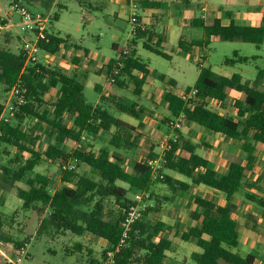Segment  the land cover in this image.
I'll use <instances>...</instances> for the list:
<instances>
[{
  "label": "trees",
  "instance_id": "16d2710c",
  "mask_svg": "<svg viewBox=\"0 0 264 264\" xmlns=\"http://www.w3.org/2000/svg\"><path fill=\"white\" fill-rule=\"evenodd\" d=\"M23 1L31 4L34 0ZM55 1L42 0L41 7L49 10ZM77 1L83 5L87 0L83 3L81 0ZM134 2L145 8H160L161 5L153 0ZM62 10L60 5L51 25L60 20ZM203 28L204 38L196 41L191 38V28L183 27L179 48L190 53L195 47H209L218 41L240 40L257 47L264 42V27H242L235 24L226 26L217 20L211 26L203 25ZM138 41H143L144 49L168 58L163 51L164 38L137 23L134 39L129 44V53H122L120 57L123 64L118 75H113L118 59H112L108 64L106 89L103 92L102 87L96 88L100 94V104L97 106L86 102L84 84L75 77L42 64L26 67L23 52L14 53L8 47L0 46V84L10 91L20 83L24 99L17 112V125L7 124L2 127L0 144L16 147L21 158L17 157L9 165L2 166L1 186L13 190L23 201L25 210H36L43 218L38 229L39 235L49 233L65 236L70 233L82 238L88 234L104 240L108 244V249L103 254L107 264H173L167 262V259L174 242L170 238L166 223L160 219H150L152 207L145 211L142 220L132 225L128 237L124 238L125 229L121 223L123 214L107 219L105 201L114 198L116 204L126 210L134 204V198L128 196L129 190L135 195L147 193L151 199L155 184L166 185L174 195L188 193L193 186L205 185L224 193L228 203L222 206L207 198L193 197L198 210L192 212V219L198 224L183 232L181 240L192 242L201 249V252L192 254L194 263L258 264L259 260L264 261V253L254 252L243 256L234 251L239 246L241 224L233 216L237 208L233 202L236 193L241 188L256 186L255 182L246 180V175L253 170L256 145H264V92L260 88L264 69L259 70L256 79L250 83L243 82L240 74L227 78L209 67L201 68L194 86L198 90L197 97L189 103L172 91L166 92L165 101L173 117L183 115L184 126L195 123L228 139L241 141L245 158L244 161H230L226 171L221 172L209 160L197 154L198 145L180 137L177 141L168 143L164 170L176 172L188 181L176 179L166 173H163V179L154 180L153 172L148 166V161L158 156L153 149L143 151L146 160L143 163L136 162L133 172H128L122 160L115 157L112 147L120 149L123 144L126 147L132 144L121 133H112V129H134L116 118L105 105L107 101L114 102L118 112L139 118V102L118 93L128 83H132L133 95L139 98L146 78L156 74L138 56L135 48ZM67 42V38L50 30L40 47L43 52L56 55ZM234 56L235 58H226L224 64L233 66L250 60L247 57H238V53ZM157 77L163 82L167 78L161 74ZM169 82L172 84L174 81ZM232 90L241 93L242 97L232 99ZM47 94L55 95L56 100L48 102ZM206 99L216 100L220 104L232 102L237 109L238 120L210 109ZM3 108L0 104V114ZM30 118L37 120V123L33 129H24V123ZM36 126L41 127L42 133ZM107 134H112L110 143L98 152H94L88 142L83 141V136L104 139ZM44 138L48 139V144L43 151L38 145ZM69 142L73 146H81L69 151L66 146ZM43 158L60 164L62 186L56 187L55 181L46 175L36 173L32 176ZM74 161L92 169L97 178L79 175L69 169V164ZM22 181L26 184L25 188L17 186ZM120 183L127 185L128 189ZM250 201L264 215V195H252ZM1 228L0 220V231ZM261 240L264 243V236ZM4 242L8 243L9 240ZM15 244L19 249L24 247L23 243ZM108 254L113 255L111 260H108Z\"/></svg>",
  "mask_w": 264,
  "mask_h": 264
},
{
  "label": "rangeland",
  "instance_id": "374dc122",
  "mask_svg": "<svg viewBox=\"0 0 264 264\" xmlns=\"http://www.w3.org/2000/svg\"><path fill=\"white\" fill-rule=\"evenodd\" d=\"M83 1L81 0L82 3ZM41 2L42 0H34L30 4L28 1H23L25 6L31 11L44 12L45 9L41 7ZM55 3L57 4L55 11L59 9L60 5L64 9L60 20L55 22L53 26L51 25V30L63 38H69V42L71 41L79 46V55H82L85 49L97 52L101 57L100 62H105V68L107 67V60L117 55L113 46L116 44L120 49H126L134 38L132 33L133 25L129 18L133 12L131 7L127 8L126 14L120 12L118 14V11H112L110 6H106L103 0H87L83 5L76 0H56ZM259 6L263 9L264 2L260 3ZM0 15H2L0 17V25L5 26L8 23L6 15H10L11 21L14 24L11 30L0 28V46H6L11 51L20 53L24 38L33 39L34 36L25 32L19 25L20 16L11 10L9 0H0ZM137 48L138 55L142 61L148 64L155 73L164 74L176 80L177 85L174 90L178 94H182L187 88L194 86L196 76L203 65L205 67H211L219 74L240 73L247 81L255 80L258 71L264 69V44L257 47L254 44L245 43L240 40L213 42L208 49L207 56L202 58L199 64L194 58L195 56L198 57L200 50L198 51L196 49L192 52L191 56L181 52L177 42L165 47L164 51L168 55V58L145 50L142 47L141 41H139ZM236 52L241 57L250 58L249 64H238L234 68L223 66L226 58H235L234 54ZM76 57L74 49L69 45L65 50L55 56L51 60V63H48L42 56L40 64L45 67L49 66L51 69L60 70L68 75H73L76 73L74 67L76 63L74 59ZM99 66L100 68L103 67L101 65ZM103 81L104 79L93 76L84 83V97L88 104L92 106L98 104L100 94L95 90V85L97 83H103ZM132 89L130 87L128 90H123L121 94L129 100H133L135 97ZM8 99L9 91H7L4 85L0 84V104L4 107ZM52 100L53 98L50 96L48 102H52ZM105 105L112 114L118 117L125 116L136 120L133 117L119 113L114 102L107 101ZM212 108L219 109L214 105ZM160 116V125L157 129L165 130L167 127V120L164 118L165 108L161 111ZM36 123L37 120L30 118L24 123L23 128L33 129ZM11 124L17 125L16 119ZM36 127L42 133L41 127ZM205 131L208 134L213 133L206 129ZM194 133L199 143L205 139V135H200L197 131ZM124 134L125 136L128 135L126 132ZM142 135V138L137 142L138 146L135 145L133 150L115 149V154L122 157L124 167L129 172H133L135 162L145 159L143 151L147 146V142H156L158 145L161 142L162 137L159 133L155 135L149 133L148 136L146 133H143ZM108 138L110 139V136ZM109 139L105 141L97 140L96 142L91 140L90 145L93 151L98 152L102 145H108ZM220 139L222 140L223 138L220 137L216 141ZM47 144L48 139L44 138L38 145V148L44 151L47 148ZM66 146L69 151L74 148L71 142L67 143ZM233 149L237 150L235 153L232 152V154L220 149L218 150V155L223 160L244 161V152L239 154V149L235 145ZM198 153L204 155V152L200 150ZM17 157L21 158V153L16 147L0 144V220L2 221L0 247L7 249L5 251L14 259L16 264H107L103 258V254L108 249V244L104 240L94 238L88 234L82 238L70 233L65 236H55L49 233L38 234V229L43 218L38 215L36 210H25L23 208V201L17 195L13 194L14 191L1 186L2 166L9 165L10 161ZM70 164L72 165L73 162ZM36 173L51 177L55 181L56 187L62 186L59 163H51L43 158L35 168L32 176ZM75 173L91 176L95 179L97 178L95 172L85 165H78ZM167 173L187 180L184 176L176 172L167 171ZM250 175L252 181L256 183V186L252 189L239 190L235 198L237 205L235 214L241 222V229L243 230L240 237L241 244L234 251L242 255H246L249 252H257V250L264 253V250L261 249L262 245H260L263 242H260L259 237L264 236V215L259 210V207L250 201L251 195L258 197L264 195V153L262 152V148L257 151V168L254 174ZM120 185L128 189L127 185L123 183H120ZM17 186L25 188L26 184L22 181L17 183ZM193 193L216 202L225 201L223 194L211 190L206 186L193 188ZM128 196L133 199L135 193L129 190ZM190 199V195L184 197L179 196V194L174 195L166 185L161 183L155 184L153 187V196H151L150 202L152 203L151 207L153 211L150 214V219H160L166 223L168 231L170 232V238L174 242L172 250L168 253L167 262L173 264H195L192 260V254L195 251L201 252V249L194 243L184 242L180 237V234L190 229L193 224L189 214L190 209L194 205ZM105 205L107 219L120 217L124 213V210L116 204L114 198L107 199ZM4 240H9V243L4 242ZM16 242L23 243L24 250L17 248ZM112 257L113 255L108 254V260H111ZM0 262V264H8L5 263V259L1 256Z\"/></svg>",
  "mask_w": 264,
  "mask_h": 264
},
{
  "label": "crops",
  "instance_id": "0c3cea01",
  "mask_svg": "<svg viewBox=\"0 0 264 264\" xmlns=\"http://www.w3.org/2000/svg\"><path fill=\"white\" fill-rule=\"evenodd\" d=\"M103 1L105 2L106 6H110L112 8V11H118V14H119V12L122 14H126L127 8L131 7L133 9V12L129 16V18H130V21L133 25V31H132L133 35H134L135 28L137 26V23L140 24V26H142V27H146V28L152 30V32L155 35L162 36L164 38V42L162 44L163 51H164L166 46L173 45L176 42L178 43V48H179V40L181 37L183 27H190L191 28V38L193 40H196V41L202 40L204 38L205 33H204L203 25L211 26L217 20L222 22V24L226 25V26L230 25V24H235L237 26H242V27H264V8L261 9L259 6V4L263 3L264 0H257L258 4H257V1L255 3V0H188V1H185V0H153V1H157V2L161 3L160 8H145L141 5L135 4L134 0H103ZM9 4H10V2H9ZM56 6H57V4L54 3V5L51 8H53L55 11ZM114 9H118V10H114ZM62 11H61V14H62ZM1 16L2 15H0V17ZM6 16H7L8 23L5 26L0 25V28L1 29L5 28L7 30H11V28L14 26V24L11 21L10 15H6ZM50 30H51V28H50ZM67 39H69V38H67ZM141 42H142V47H143V41H141ZM138 44H139V41L137 42V45L135 46L137 52H138V48H137ZM263 44H264V42H263ZM22 45H23V43H22ZM69 45L71 46L72 49H74V54H75V56H77L74 59V61L76 62L74 65V67L76 69V73H74L73 75H69V76L75 77L78 81H80L83 84L86 81L90 80L93 76L100 77L101 79H104V81H103V83H97L95 85V90L98 87H102L103 92L106 89V86L108 84L107 69H108L109 62L112 59H120L124 50H130L129 45L127 46L126 49H120L115 44L113 46V49L115 50L117 55L115 57L109 58V60H107L108 61L107 67L105 68V66H104L105 62H102V63L100 62L101 57H100V55H98L97 52H95V51L93 52V51H90L88 49H85L84 53L82 55H79L78 54L79 46H77L76 44H74L71 41L69 42V40L63 46L61 51L65 50L66 47ZM209 47H204V48L195 47V48H193V50L190 53H186V52L182 51L180 48H179V50L181 52L189 54V55H191L192 52H194L196 49L198 51L200 50L198 57L195 56V58H194V60L198 61V64H199L201 59L205 58L207 56ZM20 52H22V46H21ZM14 53H17V52H14ZM164 53H165V51H164ZM58 54L49 55V63H51V60L55 56H57ZM238 57H241V56H239V54H238ZM249 61L247 63H245V65L249 64ZM99 65H101L103 67L100 68ZM236 65H238V64H235L233 66H227L223 63V66L231 67V68H234ZM240 65H243V64H240ZM148 67H149V65H148ZM204 67L205 66L203 65L201 68H204ZM209 68H211V67H209ZM149 69H151V68L149 67ZM261 70H263V69H261ZM103 71L106 73H104ZM99 72H102V73H99ZM136 74H138V73L136 72ZM217 74H219V73H217ZM234 74H240V73H234ZM234 74H222L221 73L219 75L227 77V78H231ZM157 75H160V74L156 73V74H153V75L148 76L146 78V83L143 86V92H142L141 97L136 98L134 96L135 99H133V100L138 101L139 105H140L139 118L133 117V116L126 114V113H121V114L128 115L130 117L135 118L136 120H133V119H131L129 117H125V116H119L118 117V116L113 114L116 118H118L119 120L128 124L129 126L133 127V129H134L132 131L127 130V129L126 130H117L115 128L112 129V133H114V132L121 133L122 137L124 139H129L130 143L132 144V146H129V147H126L125 144H123L122 148H120L118 150H121V149L133 150L135 145H137V142H139V140L142 138L143 133H146L147 136L149 133L151 135H155L156 133H159L162 138L165 135H169L171 137L177 136V140L180 139V137H183L184 139L190 140L194 144L198 145L197 154L200 155L198 153L199 150L204 152V155H200V156L209 160L215 169H217L221 172L226 171V169L228 168L229 162L231 160H229V159L223 160L222 158H220V156L218 155V152H219L218 150L223 149L225 152L232 154V152L235 153L237 150V149H233V146L235 145L239 149V154H240L241 152H243V143L241 141H235L232 139H228L226 136H224L220 133H214L213 132L212 134H208L203 127H201L200 125L195 124V123H191V124H188L186 126L183 125L182 129L178 130V131H173L172 128L169 126L170 122L175 120L178 117H173L169 111L168 104L165 101L166 92L172 91L174 94H177V95L183 97V95L185 93H188L192 89H194V86H195V84L199 78L200 72L196 76V79L194 81V86L187 88L185 90V92L182 94H178L174 90L175 86L177 85V82L175 79L170 78V77L165 75L167 78H166V81L163 82L157 77ZM161 75H164V74H161ZM242 78H243V76H242ZM169 81H174V82H172V84H171ZM253 81L254 80L247 81L243 78V82L252 83ZM130 87L133 88L132 89V91H133L134 85L132 83H128V86L124 90H126V89L128 90ZM84 88H85V85H84ZM260 88L264 92V79L262 81ZM121 91H123V90H119L118 93L121 94ZM50 96L53 98L52 101L56 100L55 95L47 94L46 95L47 101H48ZM230 96L232 99H240L242 97V94L235 91V90H232L230 92ZM205 102L208 103L210 109L217 111L221 114H227L230 118H232L234 120H238L237 109L234 108L232 102H228L226 104H220L218 101L211 100V99H206ZM99 104H100V97H99V101H98L97 105H99ZM213 105L219 109L212 108ZM164 108H165L164 118L167 120V127L165 130H161V129L158 130L157 128L160 125V120H161L160 114H161V111L164 110ZM151 117H153V118L151 119ZM182 119H184L183 115H182ZM195 131L199 132L200 135H205V139H203L200 143L197 140V138L195 137V133H194ZM125 132L128 133L127 136H125V134H124ZM111 135L112 134L105 135L106 138H104V139H98V138L89 139V138H87V137L85 138V136H83V141H85V143L88 142V144L90 145L91 140L94 142H96L97 140L105 141V140L109 139L108 138L109 136L111 139ZM220 137L223 139L216 141V139H218ZM162 138H161V140H162ZM110 139H109V143H110ZM154 144H156V142H147V146H146V148H144V150L148 151V150L153 149L154 153L159 154V152H160L159 145H158V143L156 145H154ZM80 146H81V144H77L76 146H74V148H78ZM103 146L104 145H102L101 148ZM90 147H91V145H90ZM260 148H262V152L264 153V145L263 144H257L256 145V151H255V155H256L255 164H254L253 170L248 172L246 175L247 181L254 182V181H252V179H251L252 177L250 174L253 175L256 168H257V151ZM91 149H93V148L91 147ZM112 149H113V153H114L115 157L120 158L123 162L122 157L115 154V149H117V148L112 147ZM144 158L145 159L143 161H138V162H140V163L145 162L146 157L144 156ZM79 165H83V164H79ZM123 166H124V162H123ZM163 173H166V174L172 176L171 174L167 173V171H165V170H163ZM172 177L179 179V180H183L182 178H180L178 176H172ZM183 181H188V180H183ZM200 186H205V185H200ZM200 186H193L188 193L179 194V196H183V197L188 196V195L191 196L190 200L192 201V203L194 205V207L190 209L191 211L189 214V217L193 221V224L191 225V227L198 224V222H196L192 219V212L198 210L197 205L193 201V197L200 196L196 193H193V188H197ZM208 188H210V187H208ZM210 189L214 190L212 188H210ZM241 189H252V188L245 187V188H241ZM214 191H216V190H214ZM216 192L221 193L225 196V201L217 202V203L222 205V206L227 205L228 201L226 199V195L222 192H219V191H216ZM13 194H15V193H13ZM200 197H203V196H200ZM235 198H236V195L233 199V202L236 204ZM150 202H151V199H150V195H149V202L148 203L151 207L152 203H150ZM233 216L238 219L235 212H234ZM238 221H239V219H238ZM240 224H241V222H240ZM188 230H186V231H188ZM242 230L243 229H240L239 245L241 244V238L240 237H241ZM183 232H185V231H183ZM181 234H180V237H181ZM262 236H259L260 242H263L261 240ZM260 245H262L261 249L264 250V243L263 244L260 243ZM7 246H8V244H7ZM20 249L24 250V247H22ZM5 250H7V249H5L4 247L3 248L0 247V256L5 259V261H6L5 263L16 264L14 259H12L7 254V252ZM195 252H198V251H195ZM257 252L261 253V251H259V250H257ZM249 253H254V252H249ZM243 256H245V255H243ZM258 264H264V261L259 260Z\"/></svg>",
  "mask_w": 264,
  "mask_h": 264
},
{
  "label": "built area",
  "instance_id": "2783aa9c",
  "mask_svg": "<svg viewBox=\"0 0 264 264\" xmlns=\"http://www.w3.org/2000/svg\"><path fill=\"white\" fill-rule=\"evenodd\" d=\"M10 8L20 16V26L22 29L34 36V38H24L22 45V52L26 58V67H34L40 64L43 58L49 63V54L43 52L40 47V43L47 39V35L50 33L51 23L55 14L53 8L44 12H33L31 11L22 0H9ZM124 54H128L129 50H124ZM122 62L118 59L117 67L113 71V75H118L119 68L122 67ZM114 81V78L111 79ZM198 94L197 89H192L190 92L183 95V99L189 103L191 100L196 99ZM24 103L22 97V90L20 83L15 85L9 91V99L7 104L4 106L0 114V135L2 134V127L11 124L16 119L19 106ZM169 126L173 131L181 130L183 127L182 115L175 120L171 121ZM177 141V136L165 135L159 144V154L157 157L148 161V166L153 172V179H163L164 174V156L170 141ZM79 165L78 161H74L73 164L69 165V169L74 170ZM149 194L140 193L135 195L134 204L128 209L124 210L122 218V226L125 229L124 238L128 237V231L132 225L144 218L145 211L150 207L149 205Z\"/></svg>",
  "mask_w": 264,
  "mask_h": 264
}]
</instances>
